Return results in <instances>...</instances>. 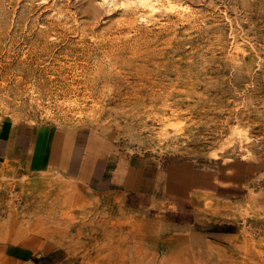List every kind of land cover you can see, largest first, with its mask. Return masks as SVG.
I'll list each match as a JSON object with an SVG mask.
<instances>
[{"label":"rangeland","instance_id":"obj_1","mask_svg":"<svg viewBox=\"0 0 264 264\" xmlns=\"http://www.w3.org/2000/svg\"><path fill=\"white\" fill-rule=\"evenodd\" d=\"M168 1L0 0L1 121L213 178L180 220L0 163V264H264V0Z\"/></svg>","mask_w":264,"mask_h":264},{"label":"crops","instance_id":"obj_2","mask_svg":"<svg viewBox=\"0 0 264 264\" xmlns=\"http://www.w3.org/2000/svg\"><path fill=\"white\" fill-rule=\"evenodd\" d=\"M51 132L44 124L0 120V163L11 162L38 170L45 165L50 150L54 154L51 162L83 183L87 190L119 196L131 209L142 210L147 204L163 202L166 210H172L180 220L190 219L192 211L197 209V195L213 188L211 174L195 160L164 166L148 155L115 152L110 147H97L90 140L83 142L79 132L70 139L57 133L59 143L54 150L56 147L49 142ZM52 247L49 242L40 251L24 245L8 248L12 257L30 260L50 254Z\"/></svg>","mask_w":264,"mask_h":264},{"label":"bare ground","instance_id":"obj_3","mask_svg":"<svg viewBox=\"0 0 264 264\" xmlns=\"http://www.w3.org/2000/svg\"><path fill=\"white\" fill-rule=\"evenodd\" d=\"M149 2H150V4H152V5H155L159 0H148ZM170 1V0H169ZM168 1V2H169ZM46 42V41H45ZM40 87V86H39ZM48 133V132H47ZM42 138V137H41ZM99 139L101 138V137H98ZM104 139V138H103ZM53 145H54V150H56L57 149V146H58V143H59V136L58 137H56L53 141H50ZM33 155V154H32ZM112 160V159H111ZM72 193V192H71ZM76 195H78V194H76ZM84 196V195H83ZM78 197V196H77ZM15 240H17V239H15Z\"/></svg>","mask_w":264,"mask_h":264}]
</instances>
